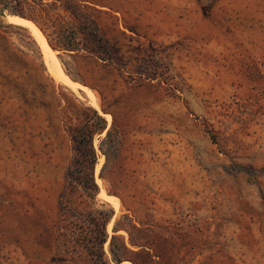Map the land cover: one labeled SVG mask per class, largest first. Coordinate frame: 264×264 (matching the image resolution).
<instances>
[{"label":"rangeland","instance_id":"rangeland-1","mask_svg":"<svg viewBox=\"0 0 264 264\" xmlns=\"http://www.w3.org/2000/svg\"><path fill=\"white\" fill-rule=\"evenodd\" d=\"M91 1L116 63L51 48L74 85L0 15V264H264V0ZM87 106L107 123L99 203L66 206L60 232L77 245L95 209L113 215L100 260H60L62 118Z\"/></svg>","mask_w":264,"mask_h":264},{"label":"trees","instance_id":"trees-1","mask_svg":"<svg viewBox=\"0 0 264 264\" xmlns=\"http://www.w3.org/2000/svg\"><path fill=\"white\" fill-rule=\"evenodd\" d=\"M93 5L91 0H0V15L7 10L10 18L32 21L54 50L87 51L102 61L116 63V57L93 13L99 12V9ZM84 109L86 110L84 118L82 121L78 120L76 127L73 125L72 114L64 113L62 118L64 129L70 136L72 156L58 199L59 215L56 224L58 236L53 258L58 257L60 260L71 261L78 252L76 246H79L88 258L100 260L104 255L103 246L108 237L106 225L113 215L112 209L107 211L95 209L87 225H78L82 234L76 240L77 245H71L60 232L63 230L61 220L65 215L66 206L77 208L82 204L93 206L99 203L97 200L99 187L94 178L97 154L92 139L95 134L105 130L107 123L95 108L87 106ZM110 133L108 130L100 144L103 153L105 152L102 145L109 139ZM110 250L113 260L120 263L122 257H118L111 246Z\"/></svg>","mask_w":264,"mask_h":264},{"label":"bare ground","instance_id":"bare-ground-1","mask_svg":"<svg viewBox=\"0 0 264 264\" xmlns=\"http://www.w3.org/2000/svg\"><path fill=\"white\" fill-rule=\"evenodd\" d=\"M14 21H17L21 24H27V25H31L33 27V29H35V31L38 34L39 37V42L41 43V49L43 50L42 52H44V58L46 63L48 64V66L50 67L51 71L54 73V75L56 77H58L59 79L63 80L64 82H67L69 85H74L73 81L68 77V75H66L59 63V61L57 60L54 52L52 51L51 47L49 46L46 38L43 36L42 32L39 30V28L32 22H27V21H19L16 19H13Z\"/></svg>","mask_w":264,"mask_h":264}]
</instances>
